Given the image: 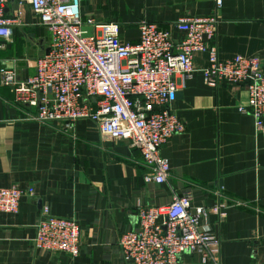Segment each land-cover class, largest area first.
Masks as SVG:
<instances>
[{
	"label": "crops",
	"instance_id": "1",
	"mask_svg": "<svg viewBox=\"0 0 264 264\" xmlns=\"http://www.w3.org/2000/svg\"><path fill=\"white\" fill-rule=\"evenodd\" d=\"M17 2L5 11L21 14L13 42L0 49V68H13L26 81L49 35L28 5ZM80 9L84 19L116 23L123 43L139 40L142 21L167 29L181 17L216 16L219 58L254 56L264 71V0H221L219 8L215 0H80ZM193 62L189 78L176 77L178 96L170 106L185 129L160 149L169 162L161 184L144 182L149 168L136 148L104 140L90 120L71 127L39 122L0 83V188L23 191L15 214L0 212V264H122L118 241L136 228L138 208L168 205L184 192L193 206H220L222 217L204 220L219 239L220 264L264 263V126L256 130L253 118L238 111L248 99L243 85L207 86L200 71L207 54H195ZM43 208L78 221L76 257L35 250ZM178 264H202L201 257L184 254Z\"/></svg>",
	"mask_w": 264,
	"mask_h": 264
},
{
	"label": "built area",
	"instance_id": "2",
	"mask_svg": "<svg viewBox=\"0 0 264 264\" xmlns=\"http://www.w3.org/2000/svg\"><path fill=\"white\" fill-rule=\"evenodd\" d=\"M11 0H0V49L13 42V26L20 10L6 17ZM27 4L49 35L47 51L34 61L26 81L13 68H0V83L10 87L31 116L43 123L71 127L78 120L94 122L104 140L122 142L139 150L149 168L145 183H163L169 162L161 147L185 129L170 106L178 90L176 77L189 78L193 57L207 54L201 74L204 84L243 85L247 103L238 108L249 114L256 130L264 126V71L254 56L221 59L217 53V17H181L167 29L142 21L139 40L123 43L116 23L97 24L83 18L80 0H18ZM216 8L221 0H215ZM88 28H91L88 35ZM182 34L180 39L174 32ZM23 191L0 188V212L15 214ZM33 247L39 252L79 254L81 228L77 220L59 218L42 209ZM210 214L222 217L220 206H193L184 192L165 206L140 207L137 225L121 234L122 264H178L180 256L197 253L202 264H220V242L204 224ZM264 264V263H260Z\"/></svg>",
	"mask_w": 264,
	"mask_h": 264
},
{
	"label": "water",
	"instance_id": "3",
	"mask_svg": "<svg viewBox=\"0 0 264 264\" xmlns=\"http://www.w3.org/2000/svg\"><path fill=\"white\" fill-rule=\"evenodd\" d=\"M90 31H91V28H88V35H90ZM177 96H178V93H175L174 97H177Z\"/></svg>",
	"mask_w": 264,
	"mask_h": 264
}]
</instances>
